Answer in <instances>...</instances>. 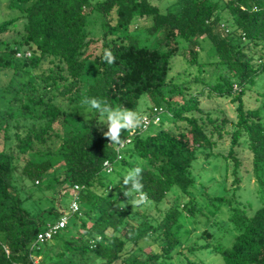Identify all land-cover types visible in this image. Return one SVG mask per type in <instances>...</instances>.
I'll use <instances>...</instances> for the list:
<instances>
[{"label":"trees","instance_id":"16d2710c","mask_svg":"<svg viewBox=\"0 0 264 264\" xmlns=\"http://www.w3.org/2000/svg\"><path fill=\"white\" fill-rule=\"evenodd\" d=\"M17 1L20 15L0 20V79L7 77L0 81V264H33L32 255L38 264H171L183 211L194 216L199 209L190 200L181 210L173 189L190 193L193 162L200 152L214 155L224 134L231 184L225 194L207 197L214 214L226 206L234 239L229 245L214 242V230L206 228L200 234L206 242L192 243L178 256L212 248L222 264H264V121L260 108L243 99L264 74V0H173L166 7L151 0ZM94 12L100 17L93 19L107 27L100 35L88 26ZM140 18L149 21L145 31L157 38L155 44L133 32ZM203 38L216 57L209 64L217 72L209 78L201 73L208 64L200 60ZM105 50L114 63L104 60ZM181 54L200 71L169 76ZM143 95L149 103L140 113L151 116L154 107L162 108V119L126 132L121 139L130 141L121 149L78 112L82 100L93 97L136 111ZM204 97H230L235 118L205 110ZM243 149L259 184L261 205L253 212L238 194ZM58 165L68 189L79 186V211L69 213L52 239L32 248L37 234L63 212L44 211L59 214L49 221L30 213L17 181L49 187L59 182ZM137 166L148 197L138 208L124 195L122 179Z\"/></svg>","mask_w":264,"mask_h":264},{"label":"rangeland","instance_id":"374dc122","mask_svg":"<svg viewBox=\"0 0 264 264\" xmlns=\"http://www.w3.org/2000/svg\"><path fill=\"white\" fill-rule=\"evenodd\" d=\"M94 2L96 0H93ZM152 3L158 4L159 6L166 7L170 5L173 0H151ZM21 13V7L17 0H0V20H5L10 17L18 16ZM94 14V15H92ZM90 14V31L92 34L100 35L107 28L98 18L96 12ZM92 16V18H90ZM95 20V21H94ZM149 24L145 18H140L137 24H134V33L139 35L143 43L155 44L157 38L155 36L148 35L145 31V27ZM201 61L208 62L203 65L201 69L197 64L191 66L189 61L185 57L189 58V53L180 49V52H185L177 56L171 64V70L169 76L174 75L178 70H189L199 72L204 77L209 78L216 74V68L212 67L209 62L215 60L214 48L211 41L208 38L201 40ZM7 77H1V84L5 83ZM243 99L247 105H254L260 108L263 121H264V74H261L256 83L246 90ZM146 101L149 103L146 95L141 96L139 105L136 111H142ZM0 99V105H1ZM203 107L205 110H211L212 113L220 116H228L231 119L235 118V105L231 101L230 97H210L203 98ZM81 109L78 111L81 116L87 121V123L95 122L99 128L103 131L107 130V126L100 124L104 121V117L99 114L98 121L95 119V113L89 111L85 105H79ZM85 108V110H84ZM128 132L122 131L121 138ZM3 143V134H0V146ZM229 149V136H224L218 140L217 146L213 147L215 153L209 158L205 157V152L198 154V159L193 162L192 175L196 179V184L192 187L189 194H184L175 187L172 193V199L176 202L177 206L184 210V205L190 200H194L198 211L192 216L189 211L184 210L183 216L179 223L176 225V231L180 236L181 243L178 245L175 254L176 257L171 264H190L189 259L197 261L199 264H222L223 258L221 254L216 253L212 248H202L194 252L187 251L186 254L178 256L179 252L184 251L192 243L198 242L203 244L206 242L205 238H201V232L210 228L214 230L215 238L213 241L220 240L224 245H229L234 239L233 233H231L230 227L228 226L226 206L217 207V213L214 214L215 205L208 201L207 193L210 195H221L228 192V188L231 184V179L226 175V158L223 153H226ZM221 152V153H220ZM243 157L242 166V184L238 191L240 198L247 201L251 205L250 211L253 212L256 208L261 205V198L256 192L259 188V184L256 178L251 172V159L246 149H243L241 154ZM56 170V175L59 178V182L51 184L49 187L44 182H34L31 179L18 180L17 185L21 188L19 191L20 197L23 199L24 207L32 214L39 216L42 221H49L56 218L58 213H44V211L55 207L57 212H63L64 210L69 211L71 203V190L68 189V183L62 181L66 178V174L60 165ZM40 259V258H38ZM39 261V260H38Z\"/></svg>","mask_w":264,"mask_h":264},{"label":"clouds","instance_id":"9594fccd","mask_svg":"<svg viewBox=\"0 0 264 264\" xmlns=\"http://www.w3.org/2000/svg\"><path fill=\"white\" fill-rule=\"evenodd\" d=\"M104 60L108 63L115 62V56L109 50H105ZM82 104L87 106L89 111H95L104 117L100 124L107 126L103 136L113 145H122V131L139 130L144 126L145 117L142 113L121 106L113 107L106 100L98 98H85ZM143 169L139 166L129 169L123 176V185L127 186L124 195L131 202L132 207H141L147 203V194L143 191L141 182ZM97 240L102 237L97 236Z\"/></svg>","mask_w":264,"mask_h":264},{"label":"built area","instance_id":"2783aa9c","mask_svg":"<svg viewBox=\"0 0 264 264\" xmlns=\"http://www.w3.org/2000/svg\"><path fill=\"white\" fill-rule=\"evenodd\" d=\"M18 56H30V52H26L25 54H23L22 52H18L17 53ZM162 114H163V110L162 108H158V107H154L153 108V112L152 115H145V120H144V126L142 127L143 130H146L152 123L154 124H158L161 119H162ZM133 132H130V135H132ZM130 141V138H126L124 139V143L122 145H119V148H123L128 142ZM105 166L107 168V171H111L112 167L108 162H105ZM38 182V181H36ZM79 186L76 185L72 192H71V203L69 206V211L64 210L63 214L61 215V217L55 221V222H49L47 223V225L45 226V228L40 231L37 234V237L35 239V241L32 244V248H36L38 247L40 244H43L46 241H49L50 239H52L61 229H63L66 224L69 221V213H75L79 211ZM33 258V264H38L39 263V257L32 255L31 256Z\"/></svg>","mask_w":264,"mask_h":264}]
</instances>
